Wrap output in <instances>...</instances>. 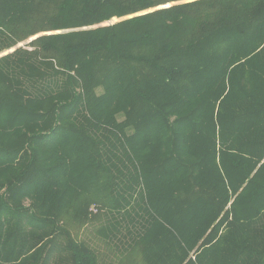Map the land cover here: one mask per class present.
Wrapping results in <instances>:
<instances>
[{
    "label": "trees",
    "instance_id": "1",
    "mask_svg": "<svg viewBox=\"0 0 264 264\" xmlns=\"http://www.w3.org/2000/svg\"><path fill=\"white\" fill-rule=\"evenodd\" d=\"M160 2L0 0V264H264V0Z\"/></svg>",
    "mask_w": 264,
    "mask_h": 264
},
{
    "label": "rangeland",
    "instance_id": "2",
    "mask_svg": "<svg viewBox=\"0 0 264 264\" xmlns=\"http://www.w3.org/2000/svg\"><path fill=\"white\" fill-rule=\"evenodd\" d=\"M183 1H189V0H178V1H175V2H172V3H178V2H183ZM168 4H170V3H168ZM150 10V9H149ZM117 19L118 18H116V17H113L111 20H109V21H107V22H105L104 24H107V23H112V22H114V21H117ZM31 39V38H30ZM29 39V40H30ZM20 45L21 44H23V43H19ZM18 44V45H19ZM11 49H13V48H11ZM10 50V49H9ZM8 50V51H9ZM5 52H7V51H5ZM4 53V52H3ZM3 53H1V54H3ZM0 54V55H1ZM239 193V191H237V192H231L230 191V200L228 201V204L226 205V209H228L229 208V206L232 204V202H233V199L237 196V194ZM230 204V205H229ZM76 207V206H75ZM95 206H91V208L90 209H92V211L94 212L96 209L94 208ZM79 208V211H80V213H81V210H82V207H78ZM73 218H72V221L73 220H76L77 221V218H78V215H79V213H78V210L76 209V211L75 212H73ZM99 215L100 214H97L96 213V219L94 220V222L91 224V225H85V227H83V228H81V230L79 231V237L80 238H83V239H85V240H88V241H90L91 242V244H93L94 246L93 247H97V249H99V250H101L102 249V251H104V252H102V253H105L106 252V256L107 257H105L104 255L102 256V259H103V262H108L109 260H111V259H109L110 257V255H108V254H112L113 252H111V251H109L108 249H105V246H104V242H101L100 240H99V238H101L100 236H99V233H97L96 232V230H97V228H98V217H99ZM221 215H222V213L219 215V217H221ZM230 216V215H229ZM218 217V218H219ZM221 228H222V231H228L229 232V230H230V226L228 227L227 225L226 226H222L221 225ZM75 229H77V226H75V228H74V230ZM254 232H255V237L256 238H258L259 237V235H261L258 231H255V230H253ZM225 232V233H226ZM262 232V231H261ZM258 236V237H257ZM263 235H261V237H262ZM99 247V248H98ZM262 260L264 261V257L262 258ZM111 262H112V260H111Z\"/></svg>",
    "mask_w": 264,
    "mask_h": 264
},
{
    "label": "snow or ice",
    "instance_id": "3",
    "mask_svg": "<svg viewBox=\"0 0 264 264\" xmlns=\"http://www.w3.org/2000/svg\"><path fill=\"white\" fill-rule=\"evenodd\" d=\"M160 8H168L171 7L170 4L164 3L163 0H161L160 4H159ZM32 39H36V37H33Z\"/></svg>",
    "mask_w": 264,
    "mask_h": 264
},
{
    "label": "water",
    "instance_id": "4",
    "mask_svg": "<svg viewBox=\"0 0 264 264\" xmlns=\"http://www.w3.org/2000/svg\"><path fill=\"white\" fill-rule=\"evenodd\" d=\"M170 4H172V3H170ZM130 16H132V15H128V16H125V17H122V18H118L117 21L120 20V19H123V18L130 17ZM114 22H115V21H114ZM17 46H20V44L17 45ZM12 50H13V49H10L9 51H12ZM9 51H7V52H9ZM7 52H4L3 54H5V53H7ZM1 55H2V54H1Z\"/></svg>",
    "mask_w": 264,
    "mask_h": 264
}]
</instances>
